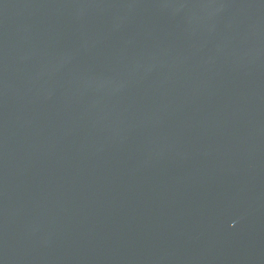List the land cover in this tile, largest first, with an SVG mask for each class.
Returning a JSON list of instances; mask_svg holds the SVG:
<instances>
[{
    "label": "water",
    "instance_id": "1",
    "mask_svg": "<svg viewBox=\"0 0 264 264\" xmlns=\"http://www.w3.org/2000/svg\"><path fill=\"white\" fill-rule=\"evenodd\" d=\"M0 264H264V0H0Z\"/></svg>",
    "mask_w": 264,
    "mask_h": 264
}]
</instances>
